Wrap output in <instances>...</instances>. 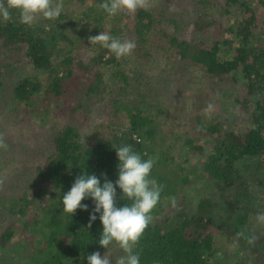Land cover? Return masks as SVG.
Masks as SVG:
<instances>
[{
	"label": "trees",
	"instance_id": "16d2710c",
	"mask_svg": "<svg viewBox=\"0 0 264 264\" xmlns=\"http://www.w3.org/2000/svg\"><path fill=\"white\" fill-rule=\"evenodd\" d=\"M103 2L63 0L57 19L32 26L16 10L0 19V133L8 145L0 149V264H88L96 251L115 264L124 253L99 244L100 213L88 227L93 200L71 217L62 198L84 173L115 184V148L124 145L154 159L150 175L163 186L134 249L140 264H210L228 243L240 247L233 264H264L255 227L264 212V0H150L113 17ZM102 32L137 46L117 59L90 44ZM171 80L174 93L189 85L206 92L190 102L181 132H169L171 104L159 88ZM213 91L229 92L239 107L232 118L202 110ZM185 153L197 156L199 170L186 167ZM194 180L210 194L189 195ZM116 191L117 207L131 204ZM240 231L254 234V245L237 239Z\"/></svg>",
	"mask_w": 264,
	"mask_h": 264
},
{
	"label": "clouds",
	"instance_id": "9594fccd",
	"mask_svg": "<svg viewBox=\"0 0 264 264\" xmlns=\"http://www.w3.org/2000/svg\"><path fill=\"white\" fill-rule=\"evenodd\" d=\"M63 7V0H0V19L4 21L11 19V10H16L19 12L20 22L32 26L40 19H57ZM99 7L108 16L113 17L120 12L134 14L139 9H147L150 7V0H104ZM89 42L99 44L117 59L130 56L137 46L134 40H121L105 32L90 36ZM213 107L212 104H208L205 113H211ZM0 149L5 151L8 149L2 133ZM115 150L119 161L118 179L115 184L106 176L102 185L94 174L84 173L76 177L70 191L63 194V212L72 217L77 209L87 211L88 205L81 202L90 197L95 207L90 214L88 227L90 228L92 222L97 219L96 213H100L103 232L99 244L108 249L110 244L115 243L122 250L124 255L116 257L115 264H140L139 253L134 249L153 220L150 213L160 201L163 186L151 178L154 159L143 160L131 145L120 146ZM117 187L122 190L121 199L131 201L130 205L116 206ZM172 204L175 206L174 200ZM255 219L258 225H264V212L258 213ZM239 238H244L248 244L254 245L257 237L240 231L237 233V239ZM109 257L107 252L101 256L100 252L96 251L89 254L86 259L88 264H110Z\"/></svg>",
	"mask_w": 264,
	"mask_h": 264
},
{
	"label": "rangeland",
	"instance_id": "374dc122",
	"mask_svg": "<svg viewBox=\"0 0 264 264\" xmlns=\"http://www.w3.org/2000/svg\"><path fill=\"white\" fill-rule=\"evenodd\" d=\"M183 31H184V29L180 30V32H183ZM185 34H190V33L186 32V33H184V35ZM175 60H177V59H175ZM197 75H199V74H197ZM152 84H155V83H152ZM166 85H167V88L169 89V91H166L167 88L164 89V88H162V86H159V88H160V91L162 92L161 96L171 104L170 107H171L172 113H171L170 117L167 116V122H168V125L170 127L169 132H173V130L175 132H181V131H183V129L181 128L180 122L188 121V118L190 117L191 112H192L190 102L193 99L198 98L203 94L205 95L206 92L203 93V92L197 91L198 85L192 84L194 86L191 87L189 85L188 89H185L184 92H178L179 90L176 89V93H174L173 89L175 88L176 84L172 83V80H171V84L169 82H167ZM199 87L201 89L203 87L200 85V82H199ZM223 87H225V86H223ZM170 89H172V90H170ZM203 91H204V89H203ZM214 91L212 93L209 92L208 96H207L208 99H206L203 103H201L202 110L205 111V108L207 107V105L212 104L214 106L213 107L214 114H220L222 118H226V117L232 118L233 113L235 112L236 108H239V107L232 105L233 102H230L229 92L226 91V93H224V94H217V93L215 94ZM186 95H190V96H192V98H189L188 101H186L184 103L183 100L186 99ZM180 106H181V108H179ZM184 140H185V137H183L182 139L180 138L179 141L176 142L177 145L179 146V148H181V146L183 145ZM196 158H197V156L189 155L187 153L182 155V159L187 160V162H186L187 168L192 167L194 169L199 170L201 167H200V164L198 163V160ZM177 160H181V158L178 157ZM193 182H194L193 184H190V186L186 187V189H185L186 191L189 190L188 194L190 192H191V194L196 193V195H198V196H199V194H200V196L202 194H204L206 196L208 194H210L211 190L203 184L204 183L203 180H201L202 183L200 181L196 182L195 180ZM203 185H204L205 189L203 188ZM193 201L195 202V200H193ZM219 221H220L219 218L217 220H215L216 223H219ZM216 225H218V224H216ZM255 227L261 231L260 232L261 234L264 235V225H258L257 222H255ZM220 234L221 233L217 232L216 236L218 238H220ZM32 239L35 240V237H33V236L26 237L27 244H28V242L32 244L34 241ZM239 250H240V247H238L237 245L228 243L225 247H223V249H219L216 252V255L214 256L215 260L213 258H211L210 264H213L217 260L219 262L218 264H233V259L235 258V253H237ZM245 256L246 255H243V258ZM246 262H247V260H246Z\"/></svg>",
	"mask_w": 264,
	"mask_h": 264
}]
</instances>
